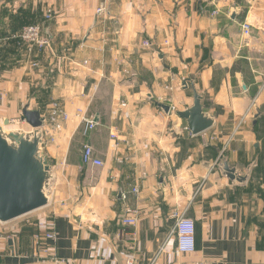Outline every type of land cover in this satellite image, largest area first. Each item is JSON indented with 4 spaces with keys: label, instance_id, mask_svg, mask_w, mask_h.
Instances as JSON below:
<instances>
[{
    "label": "crops",
    "instance_id": "1",
    "mask_svg": "<svg viewBox=\"0 0 264 264\" xmlns=\"http://www.w3.org/2000/svg\"><path fill=\"white\" fill-rule=\"evenodd\" d=\"M6 1L0 23L40 25L50 41L32 52L21 112L57 100L69 119L46 148L50 204L0 223V264H264V0ZM13 31L0 29V67L18 62L2 42ZM14 67L0 91L16 109ZM191 86L214 118L196 136L175 116L192 106ZM85 145L101 166L83 163ZM222 161L249 169L245 185ZM127 209L134 227L121 223ZM174 214L195 225L192 253L175 249Z\"/></svg>",
    "mask_w": 264,
    "mask_h": 264
},
{
    "label": "water",
    "instance_id": "2",
    "mask_svg": "<svg viewBox=\"0 0 264 264\" xmlns=\"http://www.w3.org/2000/svg\"><path fill=\"white\" fill-rule=\"evenodd\" d=\"M184 85H186L184 83ZM193 103L190 108L176 112L192 136L201 134L214 125L211 114L203 111L204 97L193 86ZM165 113L170 108L158 104ZM22 120L30 131H5L0 125V223L5 224L28 216L49 206L55 179L51 162L46 153L47 144L38 111L25 106ZM3 125H9L8 120ZM222 175L237 185H245L249 169L241 174L230 168L225 161L219 165Z\"/></svg>",
    "mask_w": 264,
    "mask_h": 264
},
{
    "label": "built area",
    "instance_id": "3",
    "mask_svg": "<svg viewBox=\"0 0 264 264\" xmlns=\"http://www.w3.org/2000/svg\"><path fill=\"white\" fill-rule=\"evenodd\" d=\"M102 12L103 9L97 10L98 15ZM50 16V12H48L45 16V19L49 20ZM249 28L250 26L246 22H244L241 26L242 34L246 37H248L249 35ZM6 40L16 41L20 45L25 46L28 53L50 49V41L43 34L42 27L40 25H26L22 27L14 37H10ZM145 45L148 44L145 43ZM32 66L37 67L36 64H32ZM170 112L174 113V110L171 109ZM40 116L42 119V129L44 132L46 144H52L55 141L56 137L64 129V126L69 119V115L66 111L63 110V107L57 100H53L49 103L46 112L44 114H40ZM82 121L87 130H93L96 127V123H94L90 119H82ZM82 161L84 164H91L97 167L102 165L99 160L93 158V150L89 145H85L83 148ZM133 192L136 193L137 191L134 190ZM172 218L174 219V224L170 230L169 236L172 237L175 241L176 251L179 254L192 253L195 249L194 223L181 215L174 214ZM121 223L124 226H136V212L130 209L125 210L124 215L121 219ZM44 238L48 241L56 240L53 232L46 233ZM39 242L40 239L38 236H36V243L38 244ZM35 255L33 256L36 257ZM127 264H132V262L129 261Z\"/></svg>",
    "mask_w": 264,
    "mask_h": 264
},
{
    "label": "rangeland",
    "instance_id": "4",
    "mask_svg": "<svg viewBox=\"0 0 264 264\" xmlns=\"http://www.w3.org/2000/svg\"><path fill=\"white\" fill-rule=\"evenodd\" d=\"M2 5H1V15H7L8 13V3L6 0H2L1 1ZM24 18V17H23ZM21 24L17 25L16 21L14 22H9L6 21V23H4L3 21L0 23V29H8V30H14L13 32H10L6 35L5 38L2 39V42H6L5 44V52L4 54L6 55V57H9V55H18V62L17 64H14L15 61H11L10 60H4V65L0 67V71L3 70V74L7 75L8 73H10L12 71L13 68H15L14 66L18 65L19 66V70L23 72L22 77L20 78L19 84L20 85V93L22 94V99L21 100V104L20 106H17L16 109H14L12 107L11 104H8V102H6V100H9L7 95H4V92L1 93L0 91V125L3 127V129L5 131H13V130H18L20 129L21 125H20V118L22 116L21 114V106L22 104L25 102V75H27L28 72H30L31 69H36V67H33L32 64H36V62L31 61V56L32 53H28L27 49L25 46L20 45L19 43H17L16 41H8L6 39L10 38V37H14L15 34H17L19 31H16L15 29H19ZM24 26L26 25H32L30 23H24ZM19 26V27H17ZM23 26V27H24ZM16 31V32H15ZM1 40V38H0ZM15 55V56H16ZM10 71V72H9ZM2 75V74H1ZM5 80V79H4ZM3 80V81H4ZM6 82L8 81H4V84H6ZM1 84V83H0ZM25 87V88H24ZM6 118L9 121V125L4 126L3 125V119ZM33 214V213H32ZM31 215V214H30Z\"/></svg>",
    "mask_w": 264,
    "mask_h": 264
}]
</instances>
